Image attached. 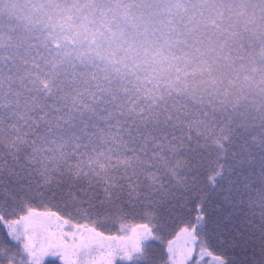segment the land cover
Segmentation results:
<instances>
[{
    "label": "snow or ice",
    "instance_id": "snow-or-ice-1",
    "mask_svg": "<svg viewBox=\"0 0 264 264\" xmlns=\"http://www.w3.org/2000/svg\"><path fill=\"white\" fill-rule=\"evenodd\" d=\"M104 3L0 0V264H264V92L150 73Z\"/></svg>",
    "mask_w": 264,
    "mask_h": 264
},
{
    "label": "trees",
    "instance_id": "trees-1",
    "mask_svg": "<svg viewBox=\"0 0 264 264\" xmlns=\"http://www.w3.org/2000/svg\"><path fill=\"white\" fill-rule=\"evenodd\" d=\"M111 4L118 26L114 23L110 29L108 44L150 73L233 93L264 92V0H123L122 4L111 0ZM100 6L107 10L104 0Z\"/></svg>",
    "mask_w": 264,
    "mask_h": 264
}]
</instances>
